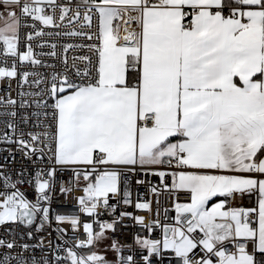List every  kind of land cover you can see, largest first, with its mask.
<instances>
[{"label":"snow or ice","instance_id":"obj_1","mask_svg":"<svg viewBox=\"0 0 264 264\" xmlns=\"http://www.w3.org/2000/svg\"><path fill=\"white\" fill-rule=\"evenodd\" d=\"M0 9V264H264V0Z\"/></svg>","mask_w":264,"mask_h":264},{"label":"built area","instance_id":"obj_2","mask_svg":"<svg viewBox=\"0 0 264 264\" xmlns=\"http://www.w3.org/2000/svg\"><path fill=\"white\" fill-rule=\"evenodd\" d=\"M73 2H75V0H73ZM58 14V13H57ZM95 24V21H94ZM46 30H51V31H68L70 29L61 27V28H52V29H46ZM50 40V42L54 41L58 44V47L66 44V43H88L89 41L86 40H81L80 38H73V37H51L48 38ZM45 51H47L48 49H44ZM85 54H90L87 52L86 49H81V50H69V52L67 53L68 57H69V62H71V57L75 56V55H85ZM41 71H44L43 69H41ZM7 87V82L6 81H0V95H6L5 92L2 91V89ZM11 88H12V96L15 98L16 97V93L17 91H19L18 87H17V82L16 80L12 81L11 84ZM0 129H3V125H0ZM7 147H12L15 148L14 145H6V144H0V149H4ZM8 153L4 152V151H0V163L4 162V157L7 156ZM15 156H16V161L15 163H11L8 165L9 169H19L21 166H26L27 165V161L23 158L22 153L20 152H15ZM67 182V176H65V184ZM154 183H157V181L154 179L153 181ZM26 188V194L29 196L30 199H34L35 196L33 194L32 189L27 188V186H25ZM140 192L143 194L145 192V189L143 187L140 188ZM82 194V193H77ZM147 198L151 199L153 201V207L155 208V200L156 197L153 196L152 194L148 193L147 194ZM160 201L161 204L164 205L165 207H170L171 205V198L166 195V194H162L160 196ZM114 202V201H113ZM255 203V197H245L242 201L239 202L240 206H253ZM63 205H67L66 207H64ZM125 208H127L128 210H132L130 205H124ZM53 208L56 209L57 212H62V213H77V208L74 204V201L72 200L71 196H66L61 194L58 190L54 193V204H53ZM140 214H144V213H140ZM173 213L170 211L168 214V219L169 221H171V217H172ZM82 219L84 220H88L89 218L87 216H82ZM4 228L0 227V234H3ZM138 231H142L141 229H138ZM130 233V230L128 232H125L124 235L128 236ZM46 235V233H45ZM55 233L53 232V238H55ZM83 238V236L81 237ZM58 243V241H57ZM114 258V257H113Z\"/></svg>","mask_w":264,"mask_h":264},{"label":"rangeland","instance_id":"obj_3","mask_svg":"<svg viewBox=\"0 0 264 264\" xmlns=\"http://www.w3.org/2000/svg\"><path fill=\"white\" fill-rule=\"evenodd\" d=\"M0 10H2V9H0ZM3 25V21H0V26H2ZM107 257H108V259H113V254L111 253V252H109L108 254H107Z\"/></svg>","mask_w":264,"mask_h":264}]
</instances>
